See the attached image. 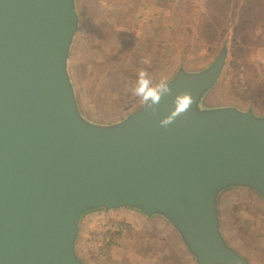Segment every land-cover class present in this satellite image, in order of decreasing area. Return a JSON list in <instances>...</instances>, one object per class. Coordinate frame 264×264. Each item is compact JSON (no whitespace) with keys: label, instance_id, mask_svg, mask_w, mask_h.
<instances>
[{"label":"water","instance_id":"95a60500","mask_svg":"<svg viewBox=\"0 0 264 264\" xmlns=\"http://www.w3.org/2000/svg\"><path fill=\"white\" fill-rule=\"evenodd\" d=\"M82 2L0 0V264H88L84 222L122 210L168 223L193 264H256L225 216L237 193L264 207V107L219 97L231 33L176 65L155 113L98 117L77 79ZM184 92L195 102L161 127Z\"/></svg>","mask_w":264,"mask_h":264},{"label":"rangeland","instance_id":"374dc122","mask_svg":"<svg viewBox=\"0 0 264 264\" xmlns=\"http://www.w3.org/2000/svg\"><path fill=\"white\" fill-rule=\"evenodd\" d=\"M82 9L75 62L92 115L114 117L131 109L142 101L131 91L139 69L154 83L166 80L181 61L188 66L209 61L227 33L232 62L223 85L229 91L219 97L264 107V0H83ZM255 74L262 78L260 97L248 91ZM225 216L230 239L264 264L262 203L233 194ZM82 235L80 250L88 264H193L168 223H149L134 211L95 213Z\"/></svg>","mask_w":264,"mask_h":264},{"label":"clouds","instance_id":"9594fccd","mask_svg":"<svg viewBox=\"0 0 264 264\" xmlns=\"http://www.w3.org/2000/svg\"><path fill=\"white\" fill-rule=\"evenodd\" d=\"M142 63L150 64V61L145 59ZM131 91L135 97L142 100L145 106L151 108L153 113L157 111L156 106L164 96L173 94V90L166 80L161 79L154 83L144 68L138 70L137 79ZM194 102L195 98L190 93L177 94L174 99V110L160 121V126L166 128L171 125L178 116L186 113Z\"/></svg>","mask_w":264,"mask_h":264},{"label":"trees","instance_id":"16d2710c","mask_svg":"<svg viewBox=\"0 0 264 264\" xmlns=\"http://www.w3.org/2000/svg\"><path fill=\"white\" fill-rule=\"evenodd\" d=\"M249 82H250V87H249L248 91L253 92V94L256 95L257 97H258V96L260 97V95H258V90H256V88H257L258 85L263 84V83H262V78H260L258 74H255L254 77H251V78L249 79ZM225 89H226V92L229 91L228 88H225ZM235 93H236V92H235ZM236 94H237V93H236ZM256 96H255V97H256ZM257 97H256V98H257ZM261 98L264 100V97H261ZM106 245H108V246H112V245H113V242H112V241H108V242H106Z\"/></svg>","mask_w":264,"mask_h":264}]
</instances>
